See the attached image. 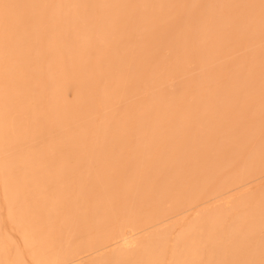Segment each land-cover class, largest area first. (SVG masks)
I'll list each match as a JSON object with an SVG mask.
<instances>
[{
  "label": "rangeland",
  "instance_id": "rangeland-1",
  "mask_svg": "<svg viewBox=\"0 0 264 264\" xmlns=\"http://www.w3.org/2000/svg\"><path fill=\"white\" fill-rule=\"evenodd\" d=\"M0 264H264V0H0Z\"/></svg>",
  "mask_w": 264,
  "mask_h": 264
}]
</instances>
